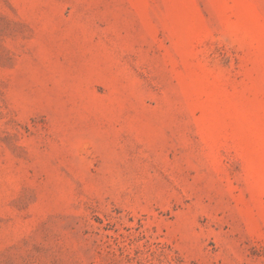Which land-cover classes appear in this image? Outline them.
I'll return each mask as SVG.
<instances>
[{
    "label": "rangeland",
    "instance_id": "obj_1",
    "mask_svg": "<svg viewBox=\"0 0 264 264\" xmlns=\"http://www.w3.org/2000/svg\"><path fill=\"white\" fill-rule=\"evenodd\" d=\"M0 264H264V0H0Z\"/></svg>",
    "mask_w": 264,
    "mask_h": 264
}]
</instances>
